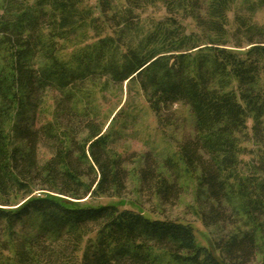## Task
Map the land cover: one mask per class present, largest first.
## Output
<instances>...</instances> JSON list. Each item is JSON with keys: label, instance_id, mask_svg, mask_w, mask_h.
<instances>
[{"label": "trees", "instance_id": "trees-1", "mask_svg": "<svg viewBox=\"0 0 264 264\" xmlns=\"http://www.w3.org/2000/svg\"><path fill=\"white\" fill-rule=\"evenodd\" d=\"M154 2L165 16L144 24L138 10ZM235 2L0 0V264H51L57 251L74 256L65 264H251L259 252L264 264V154L240 158L248 138L264 145V24L236 11L230 29ZM96 81L136 84L160 122L189 106L194 136L137 176L167 201L182 187L171 170L191 173L204 225L228 227L217 254L188 222L88 202L120 195L128 174L109 147L114 118L105 128L88 99Z\"/></svg>", "mask_w": 264, "mask_h": 264}, {"label": "rangeland", "instance_id": "rangeland-1", "mask_svg": "<svg viewBox=\"0 0 264 264\" xmlns=\"http://www.w3.org/2000/svg\"><path fill=\"white\" fill-rule=\"evenodd\" d=\"M94 2V0H91ZM255 11L249 12L248 4L252 2L259 4ZM118 4H124L125 0H116ZM241 11L242 14L249 15L253 21L264 24V0H236L233 9L228 13L229 28L234 27V12ZM144 24L156 21L165 16V8L161 2H154L143 6L138 10ZM193 19L187 18L186 22L192 23ZM187 31L191 27L187 26ZM61 54L69 53L75 46L65 44ZM264 83V75L262 78ZM88 89L91 105L98 112V121L104 127L110 123L113 134L109 147L116 151L124 160L123 168L127 171L124 178L126 188L120 195H103L93 200L88 199L93 204L96 203H116L120 207L140 210L146 215L156 218L177 219L188 222L192 225L196 241L215 251L213 243L224 235L228 227L218 225H204L201 216L206 210V201L196 197V180L191 173L181 172L180 177L175 171L167 174L170 180L180 188L178 197L172 196L167 201H161L153 196L148 188L139 184L137 172L139 168H149L152 165L163 162L166 157H174L179 144L185 139L194 136V118L189 106L183 102H178L170 106L163 112L164 121H158L156 115L150 110L147 101L136 84L132 86L126 82L122 86L109 85L103 87V82L96 81L86 87ZM54 92H48L45 103L42 107L39 121L44 122L51 119L53 110L52 96ZM87 99V98H86ZM86 101V100H85ZM252 121L247 122V133L251 134ZM264 125V119H263ZM242 147L246 152L240 155L243 162H250L258 154H264V145L258 146L252 138L242 142ZM50 156L44 147L39 150L40 159L44 160ZM87 198L79 200L85 201ZM261 251H264V240L261 234L257 236ZM55 254V253H54ZM71 253L57 251L55 255L48 258L51 264H65L70 261ZM262 252H259L251 264H260ZM48 260V261H49ZM50 263V262H49ZM47 262V264H49Z\"/></svg>", "mask_w": 264, "mask_h": 264}]
</instances>
